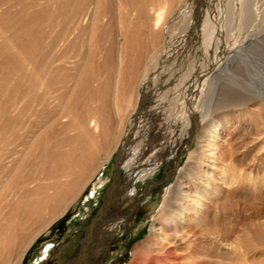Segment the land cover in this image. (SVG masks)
<instances>
[{
    "label": "bare ground",
    "instance_id": "6f19581e",
    "mask_svg": "<svg viewBox=\"0 0 264 264\" xmlns=\"http://www.w3.org/2000/svg\"><path fill=\"white\" fill-rule=\"evenodd\" d=\"M33 2L37 3L35 4L37 9L51 15L53 9L63 12L66 17L79 13L77 25L81 23L83 25V22L86 23L90 19L95 42H100L104 37L101 28L108 27L112 35L111 44L107 49L105 45H89L90 50L86 54L81 55L79 51L78 57L76 55L73 61H67L70 65L65 62L67 57L64 60L60 58L61 55L59 58H51L50 50L42 48L39 56L36 54L38 56H35L36 60L30 58L28 63L13 40L4 37L1 48L13 57L20 70L30 73L28 87L33 92L31 98L36 112L33 113L35 123L33 122L31 140L22 145V149L17 127L23 122L21 116L23 111L21 113L20 110L13 116L15 118L7 119L6 114L9 111L8 107H5L0 116V264H25L26 256L36 240L47 234L51 225L72 204H76L75 201L93 180L94 174L88 177L85 175L89 161L97 158L95 156L105 149L116 150L118 158L127 151L128 156L134 155L128 147L132 144L131 139L139 127V122L145 119L148 111L160 113L165 107L173 108L178 117L177 135L176 138L173 137L175 138L173 145L183 142L182 153L187 154V159L191 160L193 166L185 169L178 166V169H171L166 172L164 179L158 181L159 184L165 185L181 172L177 183L170 191L168 190V195L163 199L160 214L154 220L149 240L139 242L127 264H254V260L250 261L243 249L244 246L247 247V243L243 244L240 239L234 243L226 242L225 237L230 229L218 215L230 207L233 208L236 203L234 199L240 192L237 191L238 188L242 187L246 193H251L254 189L252 185L254 179L251 178L253 169H247L250 170L249 174H244L245 171L238 169L241 158L246 155L236 158L234 162L227 160L220 141L221 139L223 142L227 141L226 137L223 138L227 131L226 121H234L235 114L243 116L247 112L251 121L255 122L256 135L250 142H244L246 144L243 149L252 151L264 138V46H258L264 43V0H79L74 6H69L68 0ZM64 23H67V20ZM81 25L78 27L82 30L84 27ZM115 28L119 30L118 35ZM24 32L22 31L24 36L18 35L20 46L28 40ZM136 34L145 36L143 37L145 45L141 46L140 51L139 46L137 49L132 45ZM37 36L40 38V35L36 34ZM40 48L37 50L40 51ZM30 52L28 51V54L32 56L33 53ZM32 60L35 61V65L30 64ZM258 60L263 63L255 64ZM93 63L98 67L96 72L89 68ZM11 67L10 65L9 70ZM71 69L76 70L75 73L71 72L72 75L68 78L61 76L64 71ZM90 70L97 76L95 81L99 86L98 96H101L103 90L101 88L103 86H100L104 79L103 70L104 72L107 70L109 80L114 79L119 84L115 86L116 88L111 87L116 92L111 94L114 97V101H111L114 102V113L118 117L116 123L113 118L104 120L103 123L97 117L101 104L96 102V107L99 105L98 111L92 113L95 108L88 114L89 106L92 107L91 104L94 103L90 102L91 104H87L88 111L83 108V112L87 111V114L82 111V115L78 113L75 123L71 124L69 120L71 125H68L69 121L66 119L67 124L65 120L68 125L65 127L67 130L72 129L74 134L56 139L54 142L50 141L52 137H56V130L58 125H61L60 122L66 118L65 114L68 112L71 114L67 105L72 101L71 95L74 92L79 95L80 91L84 92L85 96L88 93L86 90L79 91V87L86 89L88 84L86 79L89 78L86 76ZM8 74L11 76L13 71L12 74L10 72ZM26 76H23L25 81ZM67 81H75L71 88L72 93L69 92L70 97L67 95L69 101H65L67 98L63 100V96L65 97L63 94L70 90L67 86L69 83L66 85ZM147 81H151L150 88ZM22 83L24 82L20 85ZM2 84L4 85V82ZM107 90H104V93ZM94 94L96 95V90ZM89 95L91 94L87 95L90 98ZM95 95L91 97L94 99ZM104 95L106 96V93ZM135 97L136 101L133 103ZM73 105L75 108L77 103ZM74 108L73 110L77 107ZM238 124L236 129L244 134L246 128L243 129V123ZM115 129L121 133L114 132ZM9 135L14 136L12 142ZM98 138H103V143L99 144ZM87 143L92 146H85ZM68 144L71 145L69 150H61ZM36 150L38 153L33 159ZM166 151L167 156L171 154L170 150ZM262 152L264 150L261 148L258 153ZM34 160H37L35 166L40 176L26 173L27 167H31ZM153 161H155L153 164L145 166L146 173H143L141 178L147 177L151 172L165 169L164 165L163 167L156 165L157 158ZM235 161L239 163L238 166ZM97 162V170H101V174L95 178L94 188L81 207L79 219L76 216L73 219L79 221L77 228L75 223L73 225L72 232H75L76 236L82 224L81 217L89 215L91 207L99 204L101 189L112 177L113 169L114 176L110 181L112 185L108 195L111 197L117 194L121 164H114L113 167L108 161V155L98 158ZM56 163L60 166L56 167ZM136 187L132 192H125L123 198L133 196L139 198V186ZM153 187L151 184L147 190ZM153 200L151 197L145 204ZM153 204L155 201L151 205ZM45 211H48L47 216ZM103 216L98 217L88 229L84 252L70 264H96L99 255L104 252L109 254V241L121 232V218L112 216L104 219ZM35 223L37 224L33 227ZM95 235L100 237L94 239ZM53 247V243H48L42 248L41 261L49 257ZM35 264H40V260Z\"/></svg>",
    "mask_w": 264,
    "mask_h": 264
},
{
    "label": "rangeland",
    "instance_id": "374dc122",
    "mask_svg": "<svg viewBox=\"0 0 264 264\" xmlns=\"http://www.w3.org/2000/svg\"><path fill=\"white\" fill-rule=\"evenodd\" d=\"M68 1H69L68 4H70L69 6H72V5L74 6V5L79 3V0H68ZM64 2L67 3V1H64ZM35 4H37V3L33 2V0H0V20H1L0 21V36H1L0 37V45H3L4 37H10V39L13 40L16 48H18L20 50L22 56L27 59L26 61L28 63L33 58H35V60H36V58L39 56L38 54H40L42 48L43 49L46 48L48 51L50 50L51 58H56V57L59 58L61 55L60 58H63V60H64L65 57H67L65 59L66 60L65 62L67 64H68V62L74 60V56L77 55V57H78L79 51L81 52V55L86 54L90 50L89 45H91V46L92 45H105L106 49L109 48V45L111 44V36L112 35H110L111 32H110L108 27L103 26L101 28L104 37L102 38V40H100V42H95L93 40L90 19H88L87 22L85 21L87 24L84 22H83V25H81L82 23L80 24L81 27H84L81 30L78 27L80 25L76 24V23H79V21H78L79 13L76 16L71 15L72 17L69 15L68 16L69 18H68V17L64 16L63 12H61L57 9L51 8V9H53L51 11L52 15H51V13H47V12H45V13H47V14H45L44 11L37 9ZM43 5H45V4H43ZM47 6L50 7L49 4ZM27 14H28V16H27ZM72 18L73 19L75 18L74 19L75 21L72 20ZM8 19H9V21H7ZM22 19H24V20L22 21ZM66 20H67V23H64V22H66ZM24 21L29 26L27 24H24L25 23ZM29 22H30V24H29ZM7 23L9 26L7 25ZM22 23H23V25H22ZM6 25H7V27H6ZM21 26H22V28H19ZM13 28H15L16 30ZM29 28H30V30H29ZM24 29H25V32H24ZM32 30L34 33L32 32ZM66 30H67V32H66ZM22 31L25 34H27L28 40L26 43H24V45L20 46L19 44H21V41L18 40V37L20 35L24 36V35H22ZM115 31H116L115 33H117V35H118L119 30L117 28H115ZM60 32L63 36L60 34ZM36 34L40 35V38L38 36L36 37ZM143 37L145 38V36L143 34H141V35L136 34V36L133 37L132 45H134V47H136V48L139 46L140 49H138L139 47L137 48L139 51L141 50V46L145 45V42H144L145 40ZM58 38H60V39H58ZM38 40H39V42H38ZM40 41L42 43L43 42L44 43L42 44V43H40ZM50 41L51 42L53 41L55 43H53V42L50 43ZM61 41H63V42H61ZM59 42H61V43H59ZM26 44H28L29 46ZM37 44H39V45H37ZM32 45L33 46L37 45V46L33 48ZM53 45H55L54 48L51 47ZM58 45H60V47H62V46L63 47L60 48ZM258 46L259 47L264 46V43H261ZM38 47L39 48L41 47L40 51L37 50V49H39ZM48 47H49V49H48ZM57 47L60 50L62 49L61 52L62 53L64 52V53L62 54L61 52H59L58 51L59 49H57ZM31 48H33V49L36 48L35 50H37V51H35ZM0 50H1L0 67H2V68H0V72H3V73H0V84H1L0 85V91H1V89L4 88L3 89L4 92L3 91L0 92V110H1L0 116L7 107H8L7 110L9 111V112L7 111L8 113L6 114L8 117L7 119H12L11 117L16 116L20 110H21V113L23 111V113L21 115L23 117L22 118L23 122H21V124H20L22 127H19L20 125L17 127L18 128L17 136L21 139L19 141V144H21L20 148L22 149L23 148L22 145L24 146L25 143H27L31 140L30 138L32 137V133H33V122L35 123L33 113H35L36 110H35V107H34L33 101H32L33 100L32 99L33 98V92L29 88L30 87L29 86L30 80H28L30 73L28 71L25 72V71L20 70L19 67L17 66L15 60L13 59V57L10 54H8V52L3 50L1 48V46H0ZM30 50H33V52L32 51L30 52ZM28 51L30 52V54L33 53V55L29 56ZM56 52H58V54ZM54 53L56 54V56ZM35 56H37V57H35ZM129 57H131V56L129 55ZM77 60H79V58ZM34 62L35 61L32 60V62L30 64H33ZM257 62L263 63V61L258 60L255 62V64H257ZM77 63L79 64V61H77ZM77 63H75V64L78 65ZM10 65L12 67L9 70ZM33 65H35V63ZM68 65H70V64H68ZM14 67L16 69H14ZM89 68L94 72H96V70L98 69V67L94 63L92 65H90ZM77 69H79V68H77ZM12 71H13V74H12ZM67 71L68 70L64 71L63 74H61V76L68 78V76L72 75V73H75L76 70L74 71V69L73 70L71 69L70 71H68V72ZM92 71L90 72L91 75L88 72V74L86 76L87 78L89 76V78L86 79V82L88 81L87 82L88 84L86 83L87 84L86 89L79 87V91L80 90H83V91L86 90L85 92L86 93L88 92L87 94L85 93L86 96L88 94H91V95H89L90 98L88 96L86 97L84 95V92L82 93L81 91L80 92L82 94H80V92H79V95L76 92H74L73 94L75 97L73 96V94L71 95V93H72L71 88L73 87L72 85L74 84L75 81H72V82L67 81L66 85L69 83L67 86H68V88H70V90L67 91L68 93L65 92L63 94V95H65V97L63 96V100H65L67 98V95H69V94L71 95V97L69 95L70 100H72L71 103H69L70 102L68 99L69 97L65 100V101H67V100L69 101L67 105H69L68 107H69V111L71 112V114L69 115L68 114L69 112L65 114L66 118H64V120L62 122H60L61 125H58V129L56 130L57 131L56 137H52V139L50 141L54 142V141H57L56 139H62L66 136L68 137V136L74 134L72 129L67 130L65 125L68 126V125L75 123L74 122L75 117H76V115H78V113H79V115L80 114L82 115L83 113L85 114L90 109L87 112L89 114V112L91 113V110H94L95 108H96L95 111H93L92 113L97 112L99 109L98 108L99 105H97V107H96L95 102L97 104H101V106H99L100 109L101 108H102V110L104 109L103 111H101L99 109V113L97 112V117H99V119H101L102 122L104 120L107 121L111 118L114 119V122L117 121L116 119H118V117L114 113L115 112V107L113 106L114 102L111 103V101L112 100L114 101V97H112V95L114 94L115 91H113V90H115L114 89V88H116L115 86L119 85V84L116 83V81L114 79H112V81L109 80L110 76L108 78L107 70H105V72L103 70L104 77H102V78H104V79L102 80L103 84L101 83L100 86H103V87H101L103 89L102 90L103 93H104V90H107V87H109L108 88L109 90L105 91L106 96L104 95L105 93L104 94L102 92L100 93L101 96H103V98H102L101 96H98V94H97V89L99 87L95 81V78H97V76L94 75L95 73H92ZM4 72L6 73V75ZM9 72L12 74L11 76H9L10 75V74H8ZM66 72H67V74H64ZM1 74H2V76H1ZM7 74H8L9 78L7 77ZM15 75L17 77H15ZM73 75H75V74H73ZM23 76L24 77L26 76V81H25V78H23ZM91 76H93V78H91ZM21 78L23 79V81H21ZM106 78H108V80ZM104 80L106 81V83L108 81V83L106 84ZM16 81H18L17 82L18 84L16 83ZM20 81L24 82V83H22L20 85V83H21ZM3 82H4V85L2 84ZM92 83H94V84H92ZM15 85H17V86H15ZM104 85L107 87H105ZM93 86H95V87H93ZM147 86L149 88L152 86L151 81H147ZM6 87H8V88H6ZM15 87H18V89ZM92 87H93V89H92ZM111 87H114V88H111ZM21 88H22V90H21ZM94 88H96V89H94ZM91 89L93 90V93H92ZM95 90H96L97 96L94 94ZM69 92H71V93H69ZM93 95L96 96V97L94 96V99H93V97H91ZM72 96H73V99H72ZM107 96H108V98H107ZM76 97L77 98L80 97L79 100ZM76 99H77V102H76ZM86 99H87V101H86ZM99 99L104 100L106 102L100 101ZM82 100H84V102L85 103L87 102V103L85 104L84 102H82ZM88 100H90V101L88 102ZM135 101H136V97H135V99H133V103ZM81 102L83 103V105ZM90 102L91 103L94 102V103L91 104ZM75 103H77V105H78V106L76 105V107H77V108L75 107L76 109L74 108L75 105H73ZM103 103H105V104H103ZM70 104H72V105H70ZM87 104L88 105L91 104L92 107L89 106V109H87L88 108ZM30 105H32V106L30 107ZM71 106H73L72 110L74 108L75 110H73V111L77 112V113H74L71 110ZM93 106H95V107H93ZM104 107H106V108H104ZM83 108L87 109V111L83 112L84 111ZM170 108L165 107V109H163V111L160 113H155L154 110H152V111L150 110V111H148L150 113H148V112L146 113L145 119L143 118L142 121L139 122V127L134 131V134H133L134 136L131 139L132 144H130L128 147V150L132 151L134 153V155L128 156L129 152L127 151L120 158H118V154H117L116 150L106 151L107 149H105V150H102L98 156H95L97 158L89 161L85 175L88 177L91 174H94L93 180L87 186V188L81 193V195L79 196L80 199L78 198L77 199L78 201L77 200L75 201L76 204H72L73 206L71 205L67 209V211L61 217H59L58 220L53 225H51L49 232H47V234H43L42 236H40L36 240L35 244L32 246L31 250L28 252V254L26 256L25 264H35V263L39 262V260H40V264H70L75 259H77L79 257V255H81L84 252L85 240L87 238L88 229H90L92 227V224L95 222V220L98 217H102V215H104L103 216L104 219L106 217H112V216L120 217L121 218V224H120L121 232H120V234L115 235V237H113L109 241V246H110L109 254L107 252H104L101 255H99L96 258V261H95L96 264H127L131 260L132 252L135 251L139 242L140 241L142 242L144 240H149V235H150V231L152 229V225L154 223V220L160 214L163 199L165 198V196L168 195L169 191L177 183L178 179L180 178L181 172H179L178 176H176L174 179H172L171 181H169L165 185L159 184L158 181L164 179L166 172L170 171L171 169L176 170L179 168L178 166H180V168L182 167L183 169H185V167L187 168L188 166H193L191 160L188 161L187 154L182 153L183 142L180 141V142H178L177 145L176 144L173 145V141L175 140V138H176L175 136L177 135L178 117L174 113V109L173 108L170 109ZM33 109H34V111H33ZM106 109H107V112H106ZM109 110H110V113H112L111 117H109L110 116ZM107 113H109V114H107ZM113 113H114V115H113ZM8 114L10 117L8 116ZM72 114L75 116H72ZM98 114H99V116H98ZM114 116H116L117 118ZM80 117H79V121L81 120ZM107 117H108V119H107ZM13 118H15V117H13ZM233 118H234V121L233 120L232 121L231 120L226 121L227 131L224 134L223 138L226 137L225 139L227 141L223 142L221 139L220 143H221V146L224 147V151L227 155V160L234 162V160L236 158H240L242 155H246L243 158H241L242 160H241V162H239L240 164L236 161H235V163L237 164V166L239 164V166H238L239 170L241 169L242 172L245 171L244 174H249L250 170H247L248 168L253 169L251 178L254 179V181L252 180V185H253L254 189H252L251 193H246L244 188H242V187L238 188L237 191H240V192H238V194L236 196L237 198L235 197L236 199H234L236 203L234 204L233 208L230 207L227 209V211H224L226 213L220 212L218 215L220 217H222V220L227 224V226H229V229H230L227 232L226 237H225L226 242L234 243L238 239L242 240L243 244L246 245V243H247V245H246L247 247L244 246L243 249L247 252L246 255L249 258V260L250 261L254 260L253 261L254 264H264V261H263L264 260V165H263L264 164V152L258 153L261 148L264 150V138L260 140L259 144L252 151H250V152H249V150L246 151L245 149H243L244 144H246L247 142H250L253 139V137H255V135H256V133H255V131H256L255 122H254V120L251 121V118H250V115L248 114V112L246 114H244L243 116L241 114H238V115L235 114V117H233ZM66 119L68 121L70 120L71 124H70V121L68 124V121ZM65 120H66L68 125L66 124ZM226 120H227V118H226ZM0 122H1V120H0ZM238 123H241V124L243 123L242 127L244 130L246 128V131L244 134H242L241 130L238 131V129H236L237 128L236 126L239 125ZM175 127H176V129H175ZM60 128H62V129H60ZM63 129H65V130H63ZM243 129H242V131H243ZM117 130L115 129L114 132L121 133V132H118L119 130L118 131ZM49 131H54V130L49 129ZM170 131H174V132L172 133ZM259 131H261V130H259ZM244 135H245V137H244ZM20 136H22V137H20ZM13 137L14 136L9 135V139L11 140V142H12ZM173 137H175V138H173ZM171 139H172V141H171ZM103 141H104L103 138H100L98 142H100L99 144H101V143H103ZM244 142H246V143H244ZM85 146L89 147V146H92V144L89 145V143H87V144H85ZM64 148H62L61 150L67 151L71 148V145H69V144L65 145ZM167 149H168V151L170 150V152H171V154L170 155L168 154V156L166 153ZM230 151H233V152H230ZM156 152H157V154H155ZM37 153H38V150H36V152L33 156V159H35V157H36L35 155H37ZM79 154H80V151H79ZM104 155H108V161H110L112 163L113 167H115L116 164H121V167L123 168V169L121 168V178L119 179V183L117 186V188H118L117 194L114 196H111V197H110V195H108L109 189L112 185V183L110 181L114 176V169H113L112 170L113 172L111 174L112 177L111 178L109 177L110 179H108L106 186L103 189H101V192H100L101 198H100L99 204L91 207L89 215L81 217L82 218L81 223L83 224V226L81 224L80 229H79V233L76 236V233L72 232V231H74L73 225L75 223L76 228H77V226H78L77 224L79 221H76L73 219H75V216L77 217V219H79V213H80L81 207H82L83 203L85 202L86 197L92 192L96 179L101 174L100 173L101 170H97V167H98L97 161H98V158L103 157ZM155 158L158 159V161L156 162V165H160V167H163V165H164L165 169L163 171L161 169H159L158 171L151 172L147 177L141 178L144 175L143 173H146L144 170L145 166L147 164H151V163L153 164L155 162V161H153V160H155ZM168 160H170V161H168ZM173 160H175L176 162ZM34 161H35L33 164L34 166L33 165L31 167L28 166L26 169L27 170L26 173H30V174L35 175V176H40V173H38L39 170L37 172L36 166H35V163H37V160H34ZM177 161L179 162V165H177L178 164ZM59 166H60V164L56 163V167H59ZM245 166H246V168H245ZM137 167H138V169H137ZM129 175H131V177ZM245 182L246 181H244L243 183H245ZM151 184H152V186H154L152 188L153 190L152 189L147 190L148 186ZM136 186L137 187L139 186L138 192L140 193V197L137 198L136 196H133L132 198L124 199L123 198L124 194H126L127 191L132 192ZM242 192H245V193H242ZM239 196H240V198H239ZM151 197H153L154 200L151 201L150 203L145 204L146 202H148L147 200ZM230 199H231V197H230ZM154 201H155V204L151 205ZM230 209H232V210L229 211ZM45 212H46L45 216H47L48 211H45ZM125 219H127V220H125ZM37 223H35L33 225V227ZM31 229L29 228V230H31ZM94 237H95L94 239H96V238H99L100 235L99 236L95 235ZM48 243H53L54 247L52 248V250L49 254V257H47V259L41 261L40 255H41L42 248L45 247ZM248 245L250 246L249 248H248ZM259 245H261V246H259ZM250 251H252L253 253H250Z\"/></svg>",
    "mask_w": 264,
    "mask_h": 264
}]
</instances>
